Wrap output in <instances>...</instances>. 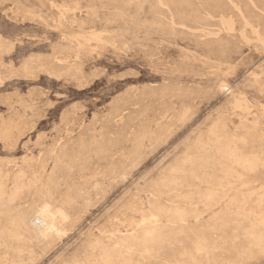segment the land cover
Instances as JSON below:
<instances>
[{"label": "rangeland", "instance_id": "obj_1", "mask_svg": "<svg viewBox=\"0 0 264 264\" xmlns=\"http://www.w3.org/2000/svg\"><path fill=\"white\" fill-rule=\"evenodd\" d=\"M263 77L264 0H0V263L264 264Z\"/></svg>", "mask_w": 264, "mask_h": 264}, {"label": "bare ground", "instance_id": "obj_2", "mask_svg": "<svg viewBox=\"0 0 264 264\" xmlns=\"http://www.w3.org/2000/svg\"><path fill=\"white\" fill-rule=\"evenodd\" d=\"M105 1V0H104ZM160 1V0H159ZM184 1V0H183ZM249 1V0H248ZM186 2V1H185ZM215 3V2H214ZM139 6V5H138ZM170 6V5H169ZM185 7V6H184ZM190 7V6H189ZM231 7V6H230ZM161 8V7H160ZM164 8V7H163ZM182 8V7H181ZM237 8V7H236ZM189 9V8H188ZM237 10V9H236ZM189 11V10H188ZM192 11V10H191ZM239 12V11H238ZM192 13V12H191ZM206 15V14H205ZM220 15V14H219ZM209 16V15H208ZM207 16V17H208ZM195 17V16H194ZM206 17V16H205ZM179 18V17H178ZM185 18V17H184ZM183 19V18H182ZM223 20V19H222ZM221 20V21H222ZM228 20V19H227ZM185 21H187V20H185ZM230 21V20H229ZM232 21V20H231ZM165 22V21H164ZM172 23V22H171ZM175 23V22H174ZM221 23V22H220ZM153 24V23H152ZM158 25V24H157ZM167 25V24H166ZM222 25V24H221ZM226 25H227V23H226ZM204 26V25H203ZM208 26V25H207ZM223 26V25H222ZM148 27V26H147ZM150 27H152V26H150ZM159 27V26H158ZM157 27V28H158ZM182 27V26H181ZM191 27V26H190ZM226 27V26H225ZM155 28V27H154ZM171 28V27H170ZM184 28V27H183ZM164 29V28H163ZM199 29V28H198ZM222 30V29H221ZM172 31V30H171ZM220 31V30H219ZM205 32V31H204ZM207 32V31H206ZM228 32H230V31H228ZM169 33V32H168ZM173 33V32H172ZM171 33V34H172ZM224 33V32H223ZM201 34V33H200ZM174 35V34H173ZM176 35V34H175ZM99 36V35H98ZM205 36V35H204ZM168 37V36H167ZM212 39V38H211ZM87 40V39H86ZM93 40H95V39H93ZM101 41V40H100ZM254 41H256V40H254ZM257 42V41H256ZM216 44V43H215ZM214 44V45H215ZM223 44V43H222ZM225 45V44H224ZM213 47V46H212ZM220 48V47H219ZM222 48V47H221ZM70 50V49H69ZM227 50V49H226ZM232 51V50H231ZM219 52V51H218ZM66 54V53H65ZM75 54V53H74ZM226 54V53H225ZM217 60V59H216ZM210 61V60H209ZM224 61V60H223ZM72 62V61H71ZM74 62V61H73ZM215 62V61H214ZM218 62V61H217ZM222 63V62H221ZM79 64V63H78ZM226 64V63H225ZM63 66V65H62ZM52 68V67H51ZM56 70V69H55ZM76 71V70H75ZM220 71V70H219ZM48 72H49V70H48ZM185 72V71H184ZM227 72V71H226ZM233 72V71H232ZM73 73H74V71H73ZM80 73V72H79ZM81 75V74H80ZM66 76V75H65ZM77 76V75H76ZM264 78V77H263ZM75 79V78H74ZM166 87V86H165ZM153 91V90H152ZM156 91V90H155ZM154 93V92H153ZM151 96V95H150ZM164 96V95H163ZM236 104V103H235ZM234 104V105H235ZM233 105V106H234ZM233 106H232V109H233ZM241 106V105H240ZM237 107V106H236ZM235 107V108H236ZM263 108V107H262ZM249 112V111H248ZM243 113V112H242ZM254 117V116H253ZM239 120V119H238ZM243 121V120H242ZM216 122V121H215ZM221 123V122H220ZM220 123H219V125H220ZM239 123V122H238ZM246 123V122H245ZM249 123V122H248ZM253 124V123H252ZM213 127V126H212ZM211 127V128H212ZM245 127V126H244ZM228 130V129H227ZM244 130V129H243ZM209 131V130H208ZM241 131V130H240ZM249 132V131H248ZM253 133V132H252ZM68 134V133H67ZM209 135V134H208ZM213 135V134H212ZM231 135V134H230ZM262 136V135H261ZM236 137V136H235ZM139 138V137H138ZM217 138V137H216ZM252 138V137H251ZM67 139V138H66ZM156 139V138H155ZM221 139V138H220ZM250 139V138H249ZM136 140V139H135ZM210 140V139H209ZM237 140H240V139H237ZM69 142H70V140H69ZM69 142H66V143H68L69 144ZM139 142V141H138ZM220 142V141H219ZM241 142V141H240ZM247 142V141H246ZM92 143H94V142H92ZM137 143V142H136ZM196 143V142H195ZM251 143V142H250ZM263 143V142H262ZM71 144V143H70ZM85 144V143H84ZM95 144V143H94ZM135 144V143H134ZM72 145V144H71ZM196 145V144H195ZM223 145V144H222ZM246 145V144H245ZM77 146V145H76ZM93 146V145H92ZM229 146V145H228ZM58 147H59V145H58ZM67 147H69V146H67ZM110 147V146H109ZM206 147V146H205ZM209 147V146H208ZM56 148V147H55ZM85 148V147H84ZM83 148V149H84ZM95 148V147H94ZM195 148V147H194ZM228 148H230V147H228ZM233 148H235V147H233ZM233 148H231L232 150H233ZM255 148V147H254ZM103 149H104V145H103ZM135 149V148H134ZM137 149V148H136ZM142 149V148H141ZM205 150H206V148H204ZM252 149V148H251ZM68 150V149H67ZM91 150V149H90ZM94 150V149H93ZM106 150V149H105ZM111 150V149H110ZM203 150V149H202ZM224 150H226V148L224 149ZM232 150H230V153L232 152ZM235 150H237L236 148H235ZM255 150V149H254ZM55 151V150H54ZM73 151H74V149H73ZM200 151V150H199ZM248 151V150H247ZM70 152V151H69ZM77 152V151H76ZM91 152V151H90ZM207 152H208V150H207ZM206 152V153H207ZM240 152V151H239ZM65 153V152H64ZM107 153H109V151L107 152ZM137 153V152H136ZM188 153V152H187ZM206 153H204V152H202L201 154L203 155V154H206ZM198 154H199V152H198ZM210 154V152H208V155ZM213 154V153H212ZM232 154H233V152H232ZM259 154V153H258ZM207 155V154H206ZM234 155V154H233ZM236 155V154H235ZM234 155V156H235ZM243 155V157L245 156L244 154H242ZM83 156H84V154H83ZM201 156V155H200ZM213 156V155H212ZM228 156V155H227ZM232 156V155H231ZM241 155L239 154V157H240ZM89 157V156H88ZM97 157V156H96ZM109 159H111L110 157H109V155L107 156ZM193 157V156H192ZM252 157V156H251ZM254 157V156H253ZM199 158L200 157H197V159L199 160ZM205 159H207V157H204ZM210 158H211V156H210ZM245 158V157H244ZM255 158V157H254ZM91 159V158H90ZM203 159V158H202ZM234 159H236V158H234ZM243 159V158H242ZM242 159L240 160V161H242ZM256 159V158H255ZM53 160V159H52ZM55 160V159H54ZM62 160V159H61ZM101 160V159H100ZM191 160V159H190ZM216 160V159H215ZM237 160H239V159H237ZM245 159H243V161H244ZM251 160H252V158H251ZM254 160V159H253ZM85 161H86V159H85ZM181 161V160H180ZM219 161V160H218ZM236 161V160H235ZM255 161V160H254ZM257 161V160H256ZM75 162V161H74ZM126 162V161H125ZM246 162V161H245ZM198 163V162H197ZM203 163H206V160H204V162ZM208 163H210V162H208ZM217 163V162H216ZM233 163V162H232ZM241 163V162H240ZM239 163V164H240ZM253 162L252 161H247L246 162V165L247 164H252ZM254 163H256V162H254ZM60 164H62V163H60ZM65 164V163H64ZM81 164H83V163H81ZM138 164V163H137ZM196 164V163H195ZM207 164V163H206ZM205 164V166H207ZM211 164V163H210ZM209 164V165H210ZM47 165V164H46ZM233 165H235V164H233ZM39 166V165H38ZM62 166H63V164H62ZM204 165H202V167H203ZM251 166H254V165H250V167ZM256 166V165H255ZM264 166V165H263ZM15 167V166H14ZM32 167V166H31ZM48 167V166H47ZM66 167V166H65ZM68 167V166H67ZM183 167V166H182ZM191 167V166H190ZM236 167H237V164H236ZM242 167H244V165H242ZM198 168H200L201 169V165H200V167H198ZM205 168V167H204ZM238 168H240V166L238 167ZM253 168V167H252ZM11 169V168H10ZM86 169V168H85ZM178 169H180V168H177L176 170H178ZM199 169V170H200ZM203 169V168H202ZM245 169V168H244ZM243 169V170H244ZM248 170H250V168L248 167L247 168ZM9 169H7V171H8ZM13 170H14V168H13ZM181 170V169H180ZM194 170V169H193ZM204 170V169H203ZM202 170V171H203ZM208 170V169H207ZM252 170V169H251ZM6 171V170H5ZM217 171V170H216ZM246 171V170H245ZM29 172V171H28ZM31 172V171H30ZM33 172V171H32ZM35 172V171H34ZM44 172V171H43ZM58 172H60V170L58 169ZM70 172V171H69ZM68 172V173H69ZM177 172H182V171H177ZM206 172V171H205ZM46 173V172H45ZM57 173V172H56ZM72 173V172H71ZM99 173V172H98ZM190 173V172H189ZM202 173V172H201ZM216 173V172H215ZM3 174H4V172H3ZM2 174V175H3ZM8 174V173H7ZM240 174V173H239ZM5 175V174H4ZM14 175V174H13ZM12 175V176H13ZM18 175V174H17ZM20 175V174H19ZM18 175V176H19ZM35 175V174H34ZM99 175V174H98ZM25 176V175H24ZM28 176H30V174L28 175ZM23 177V176H22ZM70 177H71V174H70ZM95 177V176H94ZM28 178V177H27ZM216 178V177H215ZM3 179H4V177H3ZM15 179V178H14ZM17 179H19V178H17ZM24 179H26V178H24ZM32 179V178H31ZM68 179H69V177H68ZM72 178H70V180H71ZM207 179V178H206ZM210 179V178H209ZM224 179V178H223ZM228 179V178H227ZM237 179V178H236ZM2 180V179H1ZM0 180V181H1ZM27 180V179H26ZM30 180V179H29ZM33 180H35V179H33ZM32 180V181H33ZM39 180V179H38ZM41 180V179H40ZM97 180V179H96ZM9 181V180H8ZM42 181H43V179H42ZM69 181V180H68ZM210 181V180H209ZM221 181V180H220ZM229 181V180H228ZM231 181V180H230ZM10 182V181H9ZM51 182V181H50ZM49 182V183H50ZM71 182V181H70ZM98 182V181H97ZM33 183H35V181H33ZM66 183H68V182H66ZM186 183V182H185ZM184 183V184H185ZM23 183H16V185H14V187H13V189H12V191L10 192V193H6V188H5V186L3 185V184H1L0 183V204L2 203V204H4V205H6L8 208V210H6L4 213L5 214H8V215H10V217H11V228H6V230H5V232H6V234L8 235V237L11 239V240H17V232L19 231V230H25L24 228H28V229H31L32 231H36V229H40V231L42 232V233H47V232H51V231H53L54 233H60L59 232V230H57V229H55L54 228V226H53V213L50 211V209H48V208H46V207H43V208H39V209H37V210H35V211H32V212H26V211H23V210H18L16 213H13L15 210L14 209H16V207H13L14 206V204L17 202V200H18V198H19V194H20V191H21V189L23 188V185H22ZM40 184H41V182H40ZM44 184V183H43ZM42 184V185H43ZM69 184V183H68ZM89 184V183H88ZM192 184V183H191ZM196 184V183H195ZM26 185V184H25ZM30 185V184H29ZM59 185V184H58ZM35 186V185H34ZM37 186V185H36ZM248 186V185H247ZM11 187V186H10ZM25 187V186H24ZM32 187H33V184H32ZM62 187V186H61ZM93 187H95V186H93ZM206 187V186H205ZM209 187H211V186H209ZM235 187V186H234ZM35 188V187H34ZM37 188V187H36ZM41 188H42V186H41ZM40 188V189H41ZM46 188V187H45ZM58 188H60V187H58ZM9 189V188H8ZM25 189V188H24ZM61 189H63V188H61ZM75 189V188H74ZM234 189V188H233ZM239 189V188H238ZM241 189V188H240ZM38 190V189H37ZM65 190V189H64ZM224 190V189H223ZM34 191V190H33ZM45 191H47V190H45ZM72 191V190H71ZM211 191V190H210ZM37 192V191H36ZM40 192V191H39ZM212 192V191H211ZM63 192H61V194H62ZM169 193V192H168ZM215 193V192H214ZM264 193V192H263ZM263 193H262V195H263ZM29 194V193H28ZM69 193H67V195H68ZM165 194V193H164ZM199 194V193H198ZM31 195H32V193H31ZM35 195H36V193H35ZM38 195H40V194H38ZM57 195V194H56ZM78 195V194H77ZM80 195V194H79ZM166 195V194H165ZM188 195V194H187ZM215 195H216V193H215ZM221 195V194H220ZM242 195V194H241ZM29 196V195H28ZM260 196V195H259ZM258 196V197H259ZM30 197V199H31V196H29ZM37 197V196H36ZM67 197V196H66ZM78 197V196H77ZM206 197V196H205ZM57 198V197H56ZM87 198V197H86ZM147 198V197H146ZM178 198H179V196H178ZM242 198V197H241ZM260 198V197H259ZM68 199V198H67ZM66 199V200H67ZM70 199V198H69ZM77 199V198H76ZM196 199V198H195ZM185 200V199H184ZM225 200V199H224ZM260 200V199H259ZM60 201H62V200H60ZM74 201H76V200H74ZM64 202V201H63ZM183 202V201H182ZM231 202V201H230ZM243 202V201H242ZM26 203V202H25ZM24 203V204H25ZM35 203H36V201H35ZM67 203H65V205H66ZM73 204H75V203H73ZM25 205H27V203L25 204ZM37 207V206H36ZM64 207V206H63ZM188 207V206H187ZM33 208H35V206L33 207ZM9 209H12V210H14L13 212H9ZM32 210V209H31ZM213 210V209H212ZM1 212V211H0ZM66 212V211H65ZM59 214V213H58ZM151 214V213H150ZM180 214V213H179ZM183 214V213H182ZM66 215V214H65ZM60 216V215H59ZM156 216V215H155ZM148 218H149V215L147 216ZM153 217H154V215H153ZM147 218V219H148ZM152 218V217H151ZM55 219V218H54ZM146 219V220H147ZM156 219V218H155ZM201 219V218H200ZM56 220V219H55ZM58 220V219H57ZM57 220H56V222H57ZM146 220H144V221H146ZM157 220V219H156ZM10 221V220H9ZM147 221H149V219L147 220ZM55 222V221H54ZM152 222V221H151ZM155 223V222H154ZM158 223V222H157ZM257 223V222H256ZM148 224H149V222H148ZM259 224V223H258ZM151 225H152V223H151ZM148 226V225H147ZM159 227V226H158ZM261 227V226H260ZM57 228V227H56ZM151 228V227H150ZM160 228V227H159ZM264 228V227H263ZM175 229V228H174ZM120 233V232H119ZM35 234V233H34ZM124 234V233H123ZM174 234V233H173ZM134 237V236H133ZM140 237V236H139ZM104 238V237H103ZM113 238V237H112ZM114 239L115 238H113V241H114ZM131 239H132V237H131ZM136 239V238H135ZM116 240V239H115ZM143 240V239H142ZM96 241V240H95ZM27 242V241H26ZM54 242V241H53ZM124 242V241H123ZM102 243V242H101ZM116 243V242H115ZM33 244V243H32ZM107 244H109V243H107ZM129 244V243H128ZM46 245H48V244H46ZM103 245V244H102ZM142 245V244H141ZM94 246H95V244H94ZM110 246V245H109ZM111 246H112V244H111ZM117 246V245H116ZM202 246V245H201ZM48 247V246H47ZM92 247H93V245H92ZM96 247V246H95ZM44 248V247H43ZM121 248V247H120ZM124 248V247H123ZM29 249V248H28ZM117 249V248H116ZM131 249V248H130ZM146 249H149L148 247L147 248H145V250ZM197 249V248H196ZM97 250V249H96ZM135 250V249H134ZM31 251H32V249H31ZM144 251V250H143ZM179 251V250H178ZM113 252V251H112ZM195 252H197L196 250H194V251H192V248L191 249H189L188 251H186L185 253H184V256L188 259V260H192L193 258H194V256H195ZM1 253V252H0ZM25 253V252H24ZM107 253V252H106ZM117 253V252H116ZM131 253V252H130ZM134 253V252H133ZM149 253V252H148ZM152 253V252H151ZM110 254V253H109ZM128 254V253H127ZM138 254V253H137ZM155 254V253H154ZM1 255H2V253H1ZM28 255H29V253H28ZM151 255V254H150ZM104 256V255H103ZM112 256V255H111ZM110 256V257H111ZM116 256V255H115ZM127 256V255H126ZM140 256V255H139ZM30 257V256H29ZM250 257V256H249ZM4 258H5V256H4ZM1 259V258H0ZM143 259H144V257H143ZM146 259V258H145ZM147 259H149V258H147ZM175 259V258H174ZM138 260H140V259H138ZM5 261V260H4ZM11 262V261H10ZM22 262V261H21ZM121 262V261H120ZM148 262V261H147ZM5 263H7L6 261H5ZM19 263V262H18ZM79 263V262H78ZM144 263V262H143ZM169 263V262H168ZM240 263V262H239ZM1 264V263H0ZM97 264V263H96ZM113 264V263H112Z\"/></svg>", "mask_w": 264, "mask_h": 264}]
</instances>
